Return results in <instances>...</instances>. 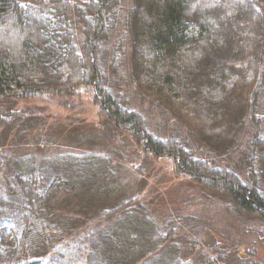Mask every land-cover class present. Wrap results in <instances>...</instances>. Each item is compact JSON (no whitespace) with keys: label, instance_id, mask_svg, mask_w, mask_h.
Masks as SVG:
<instances>
[{"label":"trees","instance_id":"obj_1","mask_svg":"<svg viewBox=\"0 0 264 264\" xmlns=\"http://www.w3.org/2000/svg\"><path fill=\"white\" fill-rule=\"evenodd\" d=\"M126 1L131 80L181 122L198 156L184 142L150 132L109 83L119 51L112 35ZM263 93L264 0H0V103L88 95L109 123L131 135L143 158L172 160L179 175L260 222ZM236 151L243 171L219 162ZM40 183L21 180L16 208L1 207L22 235L6 236L9 224L0 225V264L41 263L29 261V248L44 246L31 241L34 225L65 181L57 177L45 194ZM47 249L55 253L53 243ZM48 264L66 263L59 256Z\"/></svg>","mask_w":264,"mask_h":264},{"label":"rangeland","instance_id":"obj_2","mask_svg":"<svg viewBox=\"0 0 264 264\" xmlns=\"http://www.w3.org/2000/svg\"><path fill=\"white\" fill-rule=\"evenodd\" d=\"M128 4L112 35L119 51L109 83L150 132L184 142L198 156L181 122L131 80ZM45 97L0 103V213L16 208L23 179L40 180L42 194L57 177L65 181L38 215L31 241L44 246L29 248L30 262L60 256L66 264H95L104 256L106 264H264V222L244 219L179 175L172 160L143 158L131 135L109 123L88 95ZM240 158L236 151L219 162L243 171ZM6 214V236L22 235Z\"/></svg>","mask_w":264,"mask_h":264}]
</instances>
